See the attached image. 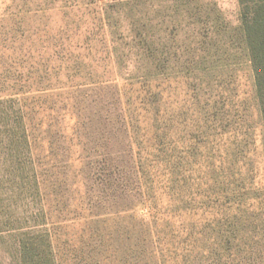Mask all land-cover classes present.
Listing matches in <instances>:
<instances>
[{
    "label": "rangeland",
    "instance_id": "374dc122",
    "mask_svg": "<svg viewBox=\"0 0 264 264\" xmlns=\"http://www.w3.org/2000/svg\"><path fill=\"white\" fill-rule=\"evenodd\" d=\"M0 264H264L239 0H0Z\"/></svg>",
    "mask_w": 264,
    "mask_h": 264
},
{
    "label": "trees",
    "instance_id": "16d2710c",
    "mask_svg": "<svg viewBox=\"0 0 264 264\" xmlns=\"http://www.w3.org/2000/svg\"><path fill=\"white\" fill-rule=\"evenodd\" d=\"M264 121V0H239Z\"/></svg>",
    "mask_w": 264,
    "mask_h": 264
}]
</instances>
